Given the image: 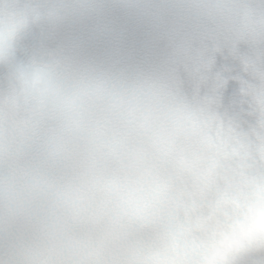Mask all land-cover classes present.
<instances>
[{
	"label": "clouds",
	"instance_id": "clouds-1",
	"mask_svg": "<svg viewBox=\"0 0 264 264\" xmlns=\"http://www.w3.org/2000/svg\"><path fill=\"white\" fill-rule=\"evenodd\" d=\"M0 264H264V0H0Z\"/></svg>",
	"mask_w": 264,
	"mask_h": 264
}]
</instances>
